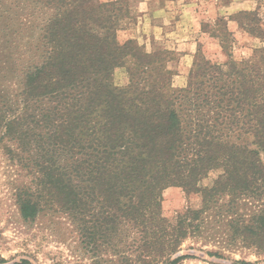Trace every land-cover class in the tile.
<instances>
[{"label":"trees","instance_id":"16d2710c","mask_svg":"<svg viewBox=\"0 0 264 264\" xmlns=\"http://www.w3.org/2000/svg\"><path fill=\"white\" fill-rule=\"evenodd\" d=\"M254 1L232 20L262 46L236 61L219 19L228 60L198 50L175 90L170 52L118 41L121 2L0 0V146L29 180L15 189L21 218L64 213L94 252L114 247L119 264H182L189 239L218 245L207 252L217 258L238 249L263 257L264 0ZM170 187L199 195V205L166 218Z\"/></svg>","mask_w":264,"mask_h":264},{"label":"rangeland","instance_id":"374dc122","mask_svg":"<svg viewBox=\"0 0 264 264\" xmlns=\"http://www.w3.org/2000/svg\"><path fill=\"white\" fill-rule=\"evenodd\" d=\"M100 1L122 3L126 18L118 32L120 43L133 41L142 52L148 54L170 52V59L164 61V66L173 73L172 87L175 90L186 87L198 50L215 63H225L228 60L229 56L215 37L219 28L214 25L219 19L227 22L228 30L234 36L229 54L236 61L251 58L254 50L262 46L259 39L240 30L232 20L240 11L254 10V0H174L173 6L168 5L165 0H159L158 3L146 0ZM150 10L158 11L156 20L151 21L146 16ZM167 11L171 14H167ZM149 21L165 25L162 33L156 32L155 35L148 27ZM5 47L3 41L0 42L1 61L5 60ZM132 64L131 59L129 65ZM114 81L120 87L127 84L128 75L124 68L116 70ZM216 177L217 173L211 174L200 186H211ZM28 181L21 169L8 160L1 145L0 264H20L23 260H28L31 264H94L102 257L106 261L103 264H119L120 254L114 252V247L94 252L93 246L87 245L88 241L81 238L78 224L64 213L47 211L33 221L22 219L14 194L16 188ZM199 203V195L187 194L181 188L170 187L163 193V214L166 218L173 219L188 208L197 207ZM86 219L92 221V216L89 215ZM220 250L222 251L218 245H203L201 241L189 239L184 242L179 255L191 257L182 264H234V261L242 260L264 264V256L257 257L239 249L225 251L223 258L207 254L209 251Z\"/></svg>","mask_w":264,"mask_h":264},{"label":"crops","instance_id":"0c3cea01","mask_svg":"<svg viewBox=\"0 0 264 264\" xmlns=\"http://www.w3.org/2000/svg\"><path fill=\"white\" fill-rule=\"evenodd\" d=\"M147 2H151V1H154L155 3H158V1L159 0H146ZM166 1V3L168 4V5H174V0H165ZM170 7V6H169ZM149 14V15H148ZM148 14L146 15V16H148L149 18V20H156V18H157V15H158V11H154V12H152V10H150V11H148ZM167 14H171V13H168V11H167ZM150 15H151V17H150ZM151 21H149V24H148V27H149V29H151L152 31H153V33L155 34V35H157V33L156 32H158V33H162L161 31H163V29H164V27H165V25H158L157 23H151Z\"/></svg>","mask_w":264,"mask_h":264}]
</instances>
